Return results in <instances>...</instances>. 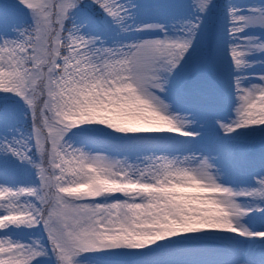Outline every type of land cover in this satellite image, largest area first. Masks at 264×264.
Here are the masks:
<instances>
[{"label": "snow or ice", "instance_id": "obj_1", "mask_svg": "<svg viewBox=\"0 0 264 264\" xmlns=\"http://www.w3.org/2000/svg\"><path fill=\"white\" fill-rule=\"evenodd\" d=\"M0 264H264V0H0Z\"/></svg>", "mask_w": 264, "mask_h": 264}]
</instances>
